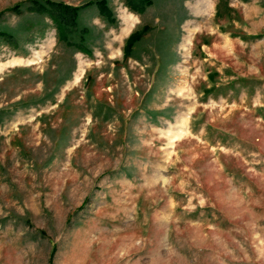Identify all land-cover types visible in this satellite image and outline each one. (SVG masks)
<instances>
[{"label":"rangeland","instance_id":"374dc122","mask_svg":"<svg viewBox=\"0 0 264 264\" xmlns=\"http://www.w3.org/2000/svg\"><path fill=\"white\" fill-rule=\"evenodd\" d=\"M32 1L0 0V264H264V0H37L64 36Z\"/></svg>","mask_w":264,"mask_h":264},{"label":"trees","instance_id":"16d2710c","mask_svg":"<svg viewBox=\"0 0 264 264\" xmlns=\"http://www.w3.org/2000/svg\"><path fill=\"white\" fill-rule=\"evenodd\" d=\"M37 0H33L32 6H28V10H34L38 12L42 11H48L50 16L52 17V20L55 22L57 26V30L59 34H62L64 36L65 30H64V24L67 25H73V21L77 16L78 12V7L76 6H69L65 5L63 3H57V2H52L50 1V8L46 9V7L42 4H39L36 2ZM143 2V0H140ZM147 3H150V0H145ZM128 5L130 8L135 9L136 11H141L142 7L137 4L134 0H128L127 1ZM99 6L104 12V15H109V13L106 12V2L105 1H100ZM135 39V33H132L129 35V37L126 40L124 51L125 53L129 52L130 45L132 44L133 40Z\"/></svg>","mask_w":264,"mask_h":264}]
</instances>
